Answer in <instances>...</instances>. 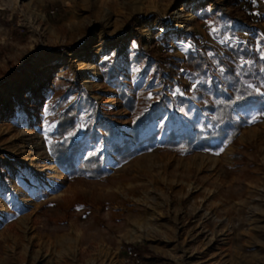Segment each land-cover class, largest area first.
Here are the masks:
<instances>
[{"label": "rangeland", "instance_id": "1", "mask_svg": "<svg viewBox=\"0 0 264 264\" xmlns=\"http://www.w3.org/2000/svg\"><path fill=\"white\" fill-rule=\"evenodd\" d=\"M253 4L0 0V264H132L130 245L170 264H264V106L237 108L238 133L215 149L162 147L168 131L209 123L202 76L181 60L190 33L211 62L207 79L223 77L215 54L231 43L250 39L264 57V0ZM115 83L143 107L161 90L169 96L168 110L139 133L146 147L122 161L95 126L104 116L121 122L118 138L132 136ZM59 102L78 107L66 134L81 141L76 159L99 152L103 175L54 162Z\"/></svg>", "mask_w": 264, "mask_h": 264}, {"label": "trees", "instance_id": "2", "mask_svg": "<svg viewBox=\"0 0 264 264\" xmlns=\"http://www.w3.org/2000/svg\"><path fill=\"white\" fill-rule=\"evenodd\" d=\"M231 4L237 0H224ZM252 7L253 0H250ZM231 11H235L231 9ZM249 20V14H246ZM188 38L193 45L187 54L181 59L186 70L196 78L202 76L198 82V90L203 98V108L209 111L208 121L202 127L194 126L192 130L179 132L170 130L165 135L162 147L165 150H175L178 152H191L198 148H217L222 142L231 141L239 131L240 119H235L234 111L242 105L253 103L264 106V57L259 56L252 40L246 39L231 43L228 51L223 55L215 54L218 63L223 67V77L217 79L212 74L207 79V72L211 69V62L198 48L199 39L194 33H190ZM166 44V43H165ZM162 61H170L167 56H161ZM174 65L175 62L170 61ZM170 77H163L166 83ZM118 87L119 96L123 105L133 114V119L129 125L128 132L131 138L119 137L121 122L111 121L100 116L95 122V126H102L105 134L102 136L104 142H108L111 150L115 153L117 160L122 161L131 156L136 151L146 147L139 133L146 124L161 111L168 110L169 103L167 94L161 90L156 97L148 102L146 106H140L135 97L129 93L125 87L115 83ZM177 103L188 108L191 100L176 94ZM63 102L57 104V126L54 132L49 134V148L54 162L70 174L86 173L88 176H101L107 170L104 168L102 155L89 153L88 155L77 158L75 154L79 151L81 141L69 135L76 124L78 107L75 103L69 104L60 109ZM91 113H98V109L92 107ZM86 126L84 131H88ZM157 132H152L148 143L156 136ZM129 257L132 264H146L155 258L154 256H141L140 247L137 245L128 246ZM159 264H170L165 258H158ZM157 259V260H158Z\"/></svg>", "mask_w": 264, "mask_h": 264}, {"label": "bare ground", "instance_id": "3", "mask_svg": "<svg viewBox=\"0 0 264 264\" xmlns=\"http://www.w3.org/2000/svg\"><path fill=\"white\" fill-rule=\"evenodd\" d=\"M175 13H178V11H177V12H175ZM175 13H174V14H175ZM153 27H154L155 29H158V30H159V29H160V30H162V29H163V26H162V25H160V24L153 25V26H152V28H153Z\"/></svg>", "mask_w": 264, "mask_h": 264}, {"label": "snow or ice", "instance_id": "4", "mask_svg": "<svg viewBox=\"0 0 264 264\" xmlns=\"http://www.w3.org/2000/svg\"><path fill=\"white\" fill-rule=\"evenodd\" d=\"M255 119V118H254Z\"/></svg>", "mask_w": 264, "mask_h": 264}]
</instances>
